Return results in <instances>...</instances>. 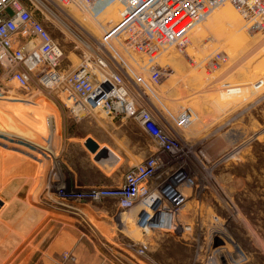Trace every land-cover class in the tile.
I'll return each mask as SVG.
<instances>
[{
  "label": "rangeland",
  "instance_id": "rangeland-1",
  "mask_svg": "<svg viewBox=\"0 0 264 264\" xmlns=\"http://www.w3.org/2000/svg\"><path fill=\"white\" fill-rule=\"evenodd\" d=\"M17 2L28 3L52 36L62 41L66 70L77 68L86 52L80 42L97 47L108 27L101 30L96 21L103 16V23L118 21L112 3L103 8H109L106 12L96 4L98 14L92 19L55 0ZM225 8L238 18L226 19ZM250 26L223 3L191 31L184 52L171 46L167 50L172 52L155 63L163 71L157 90L162 104L175 114L190 107L198 115L193 125L178 131L179 136L193 147L204 146L212 157L227 150L233 129L249 135L264 128V31L254 32ZM216 55L224 60L216 62ZM260 80L263 85L256 89ZM43 97L21 92L9 82L0 85V264H36L38 253L53 250L61 253L62 264L81 251L100 253L106 264H264V130L239 161L214 171L219 186L201 195L191 237L147 234L137 230L135 213L120 209L117 200L73 202L61 198L58 187L51 193L48 185L43 189L42 162L53 148L58 114L67 111L54 96ZM129 122L136 133L139 125ZM151 146L150 141L146 156ZM50 184L55 187L56 182ZM212 214L223 225L208 224Z\"/></svg>",
  "mask_w": 264,
  "mask_h": 264
},
{
  "label": "built area",
  "instance_id": "built-area-1",
  "mask_svg": "<svg viewBox=\"0 0 264 264\" xmlns=\"http://www.w3.org/2000/svg\"><path fill=\"white\" fill-rule=\"evenodd\" d=\"M55 2L92 19L97 17V5L112 3L118 21L103 32L95 49L80 42L86 52L77 68L66 70L64 44L52 36L31 6L0 0V85L9 82L30 95L54 96L74 119L105 113L120 124L135 120L152 144L149 154L124 173L121 185L89 192L59 188L57 194L73 202L117 200L120 209L135 213L137 230L191 237L201 195L219 186L214 171L239 161L264 128L249 135L233 129L227 150L215 157L204 146L193 147L178 131L188 129L198 115L190 107L175 114L162 104L157 90L163 71L155 62L171 46L184 52L191 31L223 3L241 13L252 31H264V0ZM215 59L224 60L220 55ZM261 81L256 89L263 85ZM222 222L215 214L208 220L214 227Z\"/></svg>",
  "mask_w": 264,
  "mask_h": 264
},
{
  "label": "crops",
  "instance_id": "crops-1",
  "mask_svg": "<svg viewBox=\"0 0 264 264\" xmlns=\"http://www.w3.org/2000/svg\"><path fill=\"white\" fill-rule=\"evenodd\" d=\"M224 16L230 21L238 18L232 9L225 8ZM58 114L59 128L51 136V152L42 162V186L47 185L51 193L62 186L68 190H82L98 187H116L121 185L124 173L145 158L147 143L150 142L140 127L136 133L130 131L129 121L122 124L104 115L74 119L68 112ZM68 114V115H67ZM87 138L93 139L99 149L107 147L117 157L115 165L106 168L95 162V154L84 146ZM56 182L55 187L50 183ZM53 188V189H52ZM51 189V190H50ZM57 191V190H56ZM55 192V191H53ZM61 236L56 240L60 242ZM51 248V246H50ZM50 250L48 249V252ZM54 252V253H53ZM38 253L36 264H62L61 253ZM35 253L31 259L35 262ZM69 264H106L100 253H72ZM35 264V263H33Z\"/></svg>",
  "mask_w": 264,
  "mask_h": 264
},
{
  "label": "water",
  "instance_id": "water-1",
  "mask_svg": "<svg viewBox=\"0 0 264 264\" xmlns=\"http://www.w3.org/2000/svg\"><path fill=\"white\" fill-rule=\"evenodd\" d=\"M84 146L90 153L95 154V162L103 168L113 166L118 161V157L112 151H110L107 147L99 149V145L91 138H87L85 140ZM1 205L2 202H0V206Z\"/></svg>",
  "mask_w": 264,
  "mask_h": 264
},
{
  "label": "bare ground",
  "instance_id": "bare-ground-1",
  "mask_svg": "<svg viewBox=\"0 0 264 264\" xmlns=\"http://www.w3.org/2000/svg\"><path fill=\"white\" fill-rule=\"evenodd\" d=\"M101 6H102V5L100 4V7H101ZM225 7H226V6H225ZM71 8H72V7H70V9H71ZM73 8H74V7H73ZM103 8H104V7H102L100 10H104L105 12H106V11H109V10H107V9H109V8H107V9H106V8L103 9ZM74 9L77 10L76 8H74ZM219 9H221V8H219ZM77 11H78V10H77ZM98 11H99V10H98ZM233 11H234V10H233ZM95 12H96V10H95ZM100 12H101V11H100ZM112 12H113V11H112ZM237 12H238V11H237ZM113 14L115 15L114 12H113ZM219 14H220V13H219ZM219 14H218V15H219ZM240 14H241V13H240ZM241 15H242V14H241ZM115 16H116V15H115ZM242 16H243V15H242ZM116 17L118 18V16H116ZM237 17H238V16H237ZM243 17H244V16H243ZM88 18H90V17H88ZM88 18H87V19H88ZM105 18H107V17H106V16H105V17L103 16L101 21H96V22L98 23V25H99V29H101V30H103V28H105L106 25H107L106 27H108V28L112 26L111 24L103 23V20H104ZM239 20H240V19H239ZM99 23H101V24H99ZM112 24H113V23H112ZM113 25H114V24H113ZM224 26L227 27V25H226L225 23H224ZM245 28H246V27H245ZM227 29H228V31H231V29H229L228 27H227ZM242 29H243V28H242ZM249 29H252V28H249ZM254 32H255V31H254ZM200 36H202V35H200ZM200 36L196 37V39H195L196 42H198L197 40L200 38ZM195 40H194V41H195ZM165 52H166V54H167V53H171L172 51H171V50H166ZM165 52H164V53H165ZM188 57H190V54L188 55ZM189 59H190V58H189ZM156 61H157V60H156ZM155 63H156V62H155ZM155 208H156V207L153 206L152 209L154 210ZM138 223H139V222H138Z\"/></svg>",
  "mask_w": 264,
  "mask_h": 264
}]
</instances>
